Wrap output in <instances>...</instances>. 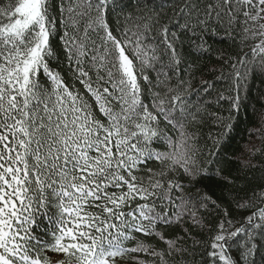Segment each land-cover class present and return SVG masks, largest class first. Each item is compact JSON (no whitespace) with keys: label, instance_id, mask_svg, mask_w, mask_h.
<instances>
[{"label":"snow or ice","instance_id":"obj_1","mask_svg":"<svg viewBox=\"0 0 264 264\" xmlns=\"http://www.w3.org/2000/svg\"><path fill=\"white\" fill-rule=\"evenodd\" d=\"M130 7L0 0V264H173L188 233L162 229L189 221L209 232L200 264H264V183L233 196L239 222L224 208L210 228L202 210L218 202L199 188L214 169L234 184L217 145L230 138L249 65L264 74V0ZM220 31L249 51L229 63L232 95L218 96L228 117L213 114L221 131L205 156L204 102L172 68L184 37L200 47Z\"/></svg>","mask_w":264,"mask_h":264},{"label":"trees","instance_id":"obj_2","mask_svg":"<svg viewBox=\"0 0 264 264\" xmlns=\"http://www.w3.org/2000/svg\"><path fill=\"white\" fill-rule=\"evenodd\" d=\"M157 5L164 4L165 0H155ZM135 0H131V7L128 10L134 11ZM126 10V11H128ZM170 14V8L158 9ZM122 19V17H121ZM113 27L116 26V14L110 15ZM193 43L187 37L183 38L182 43H177V54L180 58V64L173 66L175 72L173 82L177 77L189 81L191 84L190 94L195 100L203 101L205 107V124L200 132L199 147L204 150L205 156L211 150L212 141L217 139L221 131L219 125L214 120L213 114H222L228 117L229 100H218L220 93L232 95L228 92L230 81L227 79L230 74L229 63L234 61L236 56L248 52L249 48L240 46L237 39L233 42L230 35L223 31L216 34H206L198 42ZM254 67L255 72L248 79L240 92L241 107L239 111L232 113V130L228 132L225 141L223 136L219 137L218 147H225L224 159L219 167L223 169L225 175L234 178V184L226 187L218 179V169L206 172V179L202 180L199 188L204 190L212 199L218 202V208H208L202 210L204 224L208 228L212 227L219 219L218 213L224 208H229L233 218L239 222L245 215L242 210L236 209L230 204L233 196H244L245 192H250L259 184L264 183V136L260 135V128L264 126V119L261 114L264 113V74H261L259 62ZM198 93V95H197ZM207 142V143H206ZM211 166V165H210ZM188 233L186 240L182 241L189 249L183 256L176 254L173 258V264H200L202 253L205 248L204 241L207 240L209 232L207 228L201 230L193 226L189 221L186 225H173L167 229H162L168 236L183 235L181 232ZM143 239V237H142ZM152 243L158 244V241L152 240ZM50 258L61 259L62 256L49 252ZM259 257L257 260L259 261ZM122 264H133V261L125 257Z\"/></svg>","mask_w":264,"mask_h":264},{"label":"rangeland","instance_id":"obj_3","mask_svg":"<svg viewBox=\"0 0 264 264\" xmlns=\"http://www.w3.org/2000/svg\"><path fill=\"white\" fill-rule=\"evenodd\" d=\"M53 261H57V260H59V259H56V258H54V259H52Z\"/></svg>","mask_w":264,"mask_h":264}]
</instances>
